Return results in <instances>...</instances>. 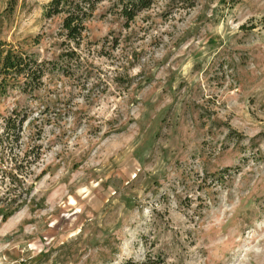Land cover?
<instances>
[{"label": "rangeland", "instance_id": "1", "mask_svg": "<svg viewBox=\"0 0 264 264\" xmlns=\"http://www.w3.org/2000/svg\"><path fill=\"white\" fill-rule=\"evenodd\" d=\"M49 1L0 0V47L57 60ZM113 2L0 92V264H264V0Z\"/></svg>", "mask_w": 264, "mask_h": 264}, {"label": "trees", "instance_id": "2", "mask_svg": "<svg viewBox=\"0 0 264 264\" xmlns=\"http://www.w3.org/2000/svg\"><path fill=\"white\" fill-rule=\"evenodd\" d=\"M103 1L105 0H50L44 8V16L61 17L60 35L64 40V51L57 60H42L34 53L0 47V92L6 91V81L9 76L22 78V91L32 93L42 87L47 73L58 71L68 74L71 68L76 67L80 62L81 47L85 43L92 42L88 38L87 22ZM113 1L112 6L118 8L127 25L155 2V0ZM26 120L27 116L17 111L5 117L0 141L6 139L8 142L10 140L18 142Z\"/></svg>", "mask_w": 264, "mask_h": 264}]
</instances>
